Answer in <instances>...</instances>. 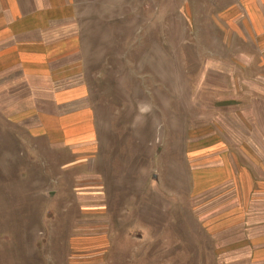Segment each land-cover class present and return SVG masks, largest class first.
Masks as SVG:
<instances>
[{"label": "rangeland", "instance_id": "374dc122", "mask_svg": "<svg viewBox=\"0 0 264 264\" xmlns=\"http://www.w3.org/2000/svg\"><path fill=\"white\" fill-rule=\"evenodd\" d=\"M0 264H264V0H0Z\"/></svg>", "mask_w": 264, "mask_h": 264}]
</instances>
